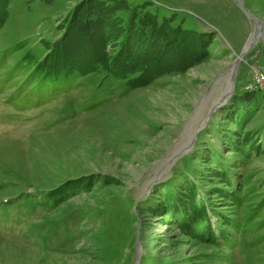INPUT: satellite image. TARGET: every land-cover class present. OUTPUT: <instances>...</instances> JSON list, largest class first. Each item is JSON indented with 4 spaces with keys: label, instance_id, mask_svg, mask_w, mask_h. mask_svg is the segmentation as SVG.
I'll use <instances>...</instances> for the list:
<instances>
[{
    "label": "rangeland",
    "instance_id": "rangeland-1",
    "mask_svg": "<svg viewBox=\"0 0 264 264\" xmlns=\"http://www.w3.org/2000/svg\"><path fill=\"white\" fill-rule=\"evenodd\" d=\"M80 1L7 2L0 53L16 51L0 72L22 68L3 85L0 75V264H264V91L255 90L257 105L241 112L240 139L231 140L238 127L226 119L253 67L264 70V37L242 57L230 101L212 111L233 64L264 32L246 13L264 22V0H127L212 33L211 55L137 87L133 76L104 69L74 75L44 104H24L19 84ZM222 164L231 185L211 171ZM85 179L91 183L82 188ZM69 184L74 191L52 202L49 194ZM187 185H197L216 235L225 228L237 245L172 222L177 204L164 196ZM231 220L248 222L228 229Z\"/></svg>",
    "mask_w": 264,
    "mask_h": 264
},
{
    "label": "trees",
    "instance_id": "trees-1",
    "mask_svg": "<svg viewBox=\"0 0 264 264\" xmlns=\"http://www.w3.org/2000/svg\"><path fill=\"white\" fill-rule=\"evenodd\" d=\"M7 2L8 0H0V30L7 20ZM146 6H133L127 0H81L67 17L61 37L48 44L49 53L34 67L29 68L31 73L19 84L16 94L24 91V104H44L55 97L72 76H84L100 69L118 77L133 76L129 83L137 87L148 84L159 75L186 71L211 55L212 33L184 28L174 22V16L160 18L157 13L147 10ZM15 51L12 48L0 53V70L6 65L8 55ZM21 68L22 65L19 64L12 66L5 75L0 72L1 85L18 77L17 73ZM45 94L50 95V98H46ZM231 102L232 110L226 111V119L238 127V130H229L232 133L231 140L240 139L242 132L239 128L245 124L241 112L254 109L257 105L256 92L246 91L235 95ZM243 139L244 144L250 143V132L244 134ZM213 170L212 173H218L217 177L227 182L226 185L233 184L230 171L223 164L211 167V171ZM89 181L85 179L79 186L85 188L91 183ZM63 187L67 191L63 189L54 192L52 196L49 194L52 202L61 201L68 196L67 193L74 191V184ZM196 187L197 185H187L181 192L179 188L175 194H165V200H175L174 204H177L176 210L170 211L172 222L185 231L193 223L196 231L202 228L203 233H199L200 236H209L213 241L221 238L227 246L237 245L238 240L233 241L230 232L225 228L216 235L208 205L198 200ZM220 191L227 192L223 189ZM182 194L185 198L181 199ZM231 199L234 204H240L236 194ZM165 207L168 211L172 205ZM215 210L218 211L213 209L212 212L217 215ZM2 221L7 222L8 217ZM247 222L235 223L231 220L224 224L228 229L238 230Z\"/></svg>",
    "mask_w": 264,
    "mask_h": 264
},
{
    "label": "water",
    "instance_id": "water-1",
    "mask_svg": "<svg viewBox=\"0 0 264 264\" xmlns=\"http://www.w3.org/2000/svg\"><path fill=\"white\" fill-rule=\"evenodd\" d=\"M241 5L242 8H244V6L239 3ZM245 9V8H244ZM247 15L251 17V19H255L256 22L258 23V28H260L261 24L264 26V22L256 17H254L250 12L246 11ZM264 33V32H263ZM256 43V42H255ZM255 43H251L248 44L247 48L244 50V52L237 58V60L235 61V67L234 69L231 71V76H230V85L232 86V89L234 87L235 84V78H236V70L237 67L242 59V57L244 56V54L251 48L254 46ZM233 91V90H232ZM232 91H230V95L229 97H221V99L219 100V102L213 107L212 111H216L217 108L223 106L225 103H227L228 101H230V98L233 96Z\"/></svg>",
    "mask_w": 264,
    "mask_h": 264
},
{
    "label": "built area",
    "instance_id": "built-area-1",
    "mask_svg": "<svg viewBox=\"0 0 264 264\" xmlns=\"http://www.w3.org/2000/svg\"><path fill=\"white\" fill-rule=\"evenodd\" d=\"M253 85H261L264 88V70L259 66L253 67L252 78L245 88L246 91L252 88Z\"/></svg>",
    "mask_w": 264,
    "mask_h": 264
},
{
    "label": "bare ground",
    "instance_id": "bare-ground-1",
    "mask_svg": "<svg viewBox=\"0 0 264 264\" xmlns=\"http://www.w3.org/2000/svg\"><path fill=\"white\" fill-rule=\"evenodd\" d=\"M260 27H261V26H260ZM259 29H260V28H259ZM262 37H264V33L261 32L260 30H258L257 33L255 34V36L251 38V41H249V44H251V43H255V42H258L259 39L262 38ZM234 67H235V64H233L231 71L234 69ZM257 89H261V90L264 91V88H263V86H261V85H253L252 88H249V89H248V91H255V90H257ZM230 91H232V86L229 84L227 90L224 92V94L222 95V97H223V96H225V97H229V95H230ZM232 92H233V91H232Z\"/></svg>",
    "mask_w": 264,
    "mask_h": 264
}]
</instances>
